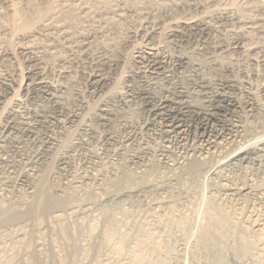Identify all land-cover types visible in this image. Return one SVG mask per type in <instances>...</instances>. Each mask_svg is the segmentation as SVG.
Here are the masks:
<instances>
[{"label": "rangeland", "instance_id": "rangeland-1", "mask_svg": "<svg viewBox=\"0 0 264 264\" xmlns=\"http://www.w3.org/2000/svg\"><path fill=\"white\" fill-rule=\"evenodd\" d=\"M13 1L0 0V28L14 20L29 27L13 37L1 28L0 71H28L19 48L30 43L50 81L67 92L62 116L34 120L29 132L17 115L0 121L14 128L0 129V264H264V0ZM190 17L210 27L165 33L170 20ZM147 25L163 29L153 40L170 58V84L160 80L155 95L183 86L187 101L205 107L206 85L237 100L218 114L214 148H201L194 128L181 144L167 141L142 99L132 98L148 89L130 59ZM179 56L188 65L176 66ZM96 58L121 64L117 73L106 69L116 91L102 102L88 80ZM22 100L39 115L51 109L37 95ZM249 146L258 147L255 155L233 160ZM40 189L53 206L34 214Z\"/></svg>", "mask_w": 264, "mask_h": 264}, {"label": "bare ground", "instance_id": "bare-ground-1", "mask_svg": "<svg viewBox=\"0 0 264 264\" xmlns=\"http://www.w3.org/2000/svg\"><path fill=\"white\" fill-rule=\"evenodd\" d=\"M3 3L5 4H11V0H1ZM13 1V0H12ZM76 1V0H75ZM14 2V1H13ZM74 2V1H73ZM175 4V3H174ZM253 4V3H252ZM15 5V4H14ZM14 5H9L8 6V12L9 11H13ZM159 5V4H158ZM166 5V4H164ZM11 6V7H10ZM170 6V5H169ZM168 6V7H169ZM10 7V8H9ZM160 7V6H159ZM176 7V5H175ZM12 8V9H11ZM153 8V7H152ZM156 8V7H155ZM166 8V7H165ZM10 9V10H9ZM174 9V8H173ZM176 9V8H175ZM168 10V9H167ZM177 10V9H176ZM234 10V9H233ZM15 11V10H14ZM13 11V12H14ZM50 10H47L46 13H43V15L40 17L39 22H42L43 18L45 15H47L49 13ZM166 11V10H165ZM223 11H225L223 9ZM229 11V10H228ZM167 12V11H166ZM171 12V10H170ZM235 12V11H234ZM169 13V12H168ZM219 13V12H218ZM224 13V12H223ZM226 13V11H225ZM228 13V12H227ZM232 13V12H231ZM230 13V14H231ZM229 14V16H230ZM234 14V13H233ZM150 15V14H149ZM207 15V14H206ZM219 15V14H218ZM216 15V16H218ZM222 15V14H220ZM227 15V14H226ZM232 15V14H231ZM205 15H203L202 19L204 18ZM214 15H212L213 17ZM228 16V17H229ZM244 16V15H243ZM156 17V16H155ZM173 17V16H172ZM200 17V16H198ZM223 17V16H222ZM221 17V18H222ZM227 17V16H226ZM227 17V18H228ZM233 17V16H232ZM242 18V16H240ZM43 18V19H42ZM168 18V17H167ZM189 18V17H188ZM192 18V17H190ZM197 18V17H196ZM195 17L189 20H181V21H172L170 20L169 23H167V25L169 26V32L168 31H164L165 33H168L169 37H179L181 35V33L183 31H189V30H198V31H204L206 29H208L210 27V24L208 25L209 21L203 20V21H199L201 18H199V20H193L196 19ZM224 18V17H223ZM244 18V17H243ZM172 19V18H171ZM174 19V18H173ZM182 19V18H181ZM210 19V18H209ZM213 19V18H212ZM211 19V20H212ZM232 19V18H231ZM237 19V18H236ZM250 19V18H249ZM155 20V19H154ZM164 20V19H163ZM227 20V19H226ZM252 20V19H251ZM257 20V19H256ZM159 20H157L158 22ZM162 21V20H161ZM166 21V20H165ZM238 21H241L238 19ZM244 22L245 19H243ZM255 21V20H252ZM145 22V21H144ZM156 22V23H157ZM237 22V20H236ZM244 22H242V24H244ZM248 22V21H247ZM246 22V23H247ZM250 22V21H249ZM3 23V22H2ZM141 23V22H139ZM160 23V22H159ZM163 23V22H162ZM142 24V23H141ZM154 25V23H152ZM251 24V22H250ZM156 25V24H155ZM166 25V26H167ZM245 25V24H244ZM247 25V24H246ZM252 25V24H251ZM250 25V26H251ZM3 26H7L10 28V32L6 34H9V36L12 33V37L13 34H18L19 31H24L27 27H29L28 23H17V21L14 20V23H4L2 25ZM148 26V25H147ZM161 26V25H160ZM163 26V24H162ZM165 26V24H164ZM165 26V27H166ZM237 26V25H236ZM254 26V25H253ZM260 26V25H259ZM1 27V28H2ZM138 27V26H137ZM143 27V25H142ZM241 27V26H240ZM248 27V26H247ZM243 28V30H246ZM255 27V26H254ZM261 27V26H260ZM0 28L1 33H3V31L6 30H2ZM6 28V27H5ZM145 28V27H144ZM147 30H145V32L143 31V33H145L142 42L139 43L138 45L135 44L137 47L136 50L134 52L133 57H130V59L132 58L137 64L140 65L139 69L137 70V75L142 76L141 78L144 79L145 83L148 84V89H143L142 90H137L138 92H133L132 98H141L145 107H147L148 109V113L151 114V116L153 117L152 120L156 121L157 123L159 122V126L161 129V134H163L165 136V138L167 137V141H176L177 143L179 142L180 144L185 141L186 136H188L189 133H191L192 129H196L199 131V133H201V135L199 136L197 142L200 143V147L204 148L205 150L207 149H212L214 148V145L216 144V142L220 139V135L219 132H216L214 127L216 124H218L219 119H217L218 114L223 110V108H227L230 109L231 107H237V100L235 98L232 97V95L230 94V92H228L226 89L224 88H219V91L215 92H208L206 90H208V88L206 87H200L202 89V92L206 98V103L207 105L202 107V105L196 106L192 103H190V101H187L188 95H186L187 93L185 91H182L183 86H175L173 88V91L171 92H166L165 95H160L157 96L155 95L153 92L151 91V89H154L152 87H157L156 85H158V83L160 84V80L166 81L168 78H171L169 76H167V69L169 68V61L170 58H168L166 55L168 54H164L161 50L160 47L165 46L160 44V46H158V44H155L153 40L154 36L157 34V29L155 30V28L153 27H146ZM158 28V27H157ZM161 28V27H160ZM214 28V27H213ZM4 29V28H3ZM212 29V28H210ZM239 29V28H238ZM254 29V28H252ZM256 29V28H255ZM258 29V27H257ZM262 29V28H260ZM9 30V29H8ZM163 30V29H162ZM161 30V31H162ZM240 30V29H239ZM138 31V30H137ZM141 31V30H140ZM160 31V32H161ZM214 31V30H213ZM242 31V30H241ZM239 31V32H241ZM260 31V30H259ZM263 31V29H262ZM159 32V30H158ZM159 32V33H160ZM247 32V31H245ZM264 32V31H263ZM30 33V31H27L25 33H23L24 35ZM159 33L157 34V36L159 35ZM163 33V32H162ZM184 33V32H183ZM189 33V32H188ZM191 33V32H190ZM197 33V32H196ZM243 33V32H242ZM5 34V33H4ZM4 34H2V36H5ZM187 34V33H186ZM194 34V33H192ZM1 35V34H0ZM136 35V34H135ZM134 35V36H135ZM162 35V34H161ZM189 35V34H188ZM200 35V34H199ZM1 36V37H2ZM8 37V35H6ZM15 36V35H14ZM19 36V35H18ZM21 36H23L21 34ZM28 36V34H27ZM26 36V37H27ZM30 36V34H29ZM131 36V35H130ZM129 36V37H130ZM139 36V35H138ZM142 36V34H141ZM163 36V35H162ZM166 36V35H165ZM203 36V35H202ZM209 36V35H208ZM235 36V34H234ZM237 36H239L237 34ZM241 36V35H240ZM16 37V36H15ZM15 37L13 39H15ZM20 37V36H19ZM128 37V38H129ZM143 37V36H142ZM159 37H161L159 35ZM184 37V35H183ZM201 37V36H200ZM25 38V36H24ZM140 38V37H139ZM158 38V37H157ZM168 38V37H167ZM236 38V37H234ZM239 38V37H238ZM9 39V38H8ZM12 38H10L11 40ZM171 39V38H170ZM173 39V38H172ZM183 39V38H182ZM181 39V40H182ZM243 39V38H242ZM2 40V39H0ZM5 40V38H4ZM9 40V41H10ZM18 40V39H16ZM21 40V39H20ZM19 40V41H20ZM25 40V39H23ZM28 40V39H26ZM142 40V39H141ZM140 40V41H141ZM158 40H160V38H158ZM162 40V39H161ZM174 40V39H173ZM177 40V39H176ZM185 40V39H184ZM239 40V39H238ZM241 40V39H240ZM7 41V40H5ZM22 41V40H21ZM88 41V40H86ZM132 41V40H131ZM135 41V40H134ZM138 41V40H136ZM237 41V40H236ZM15 42V40H14ZM18 42V41H17ZM127 42V41H126ZM2 43H4L2 41ZM7 43V42H6ZM88 43V42H87ZM142 43V44H141ZM158 43V42H157ZM238 43V42H236ZM242 43V42H241ZM5 44V43H4ZM4 44L2 46H4ZM92 45V43H90ZM89 44V46H90ZM163 44V43H162ZM20 45V44H19ZM87 45V44H86ZM130 45V44H129ZM132 45H134L132 43ZM1 46V45H0ZM139 46V47H138ZM167 46V45H166ZM238 46V45H237ZM236 46V47H237ZM134 47V46H131ZM232 47V46H231ZM85 48V47H84ZM130 48V47H129ZM239 48V47H238ZM244 48V47H243ZM86 49V48H85ZM89 49V47H88ZM87 49V51H88ZM92 49V48H91ZM135 49V48H134ZM167 49V48H166ZM233 49H236L233 47ZM241 49V48H240ZM5 50V49H4ZM11 50V49H10ZM13 50V49H12ZM19 50L25 54L27 56V63L28 64H32L30 66V68L28 69V71H24L21 69L14 70V71H6V72H1L0 71V121L2 118H7L8 116L14 114L17 115L21 118H24L25 122L23 123V126L26 127V131L29 132V130L32 128V121H40L44 118H51V119H59V117H61L62 113H63V105H62V100H63V96L65 95V92H67V87L62 85V84H54L50 81L48 73L46 71V67L43 66L41 63H39L38 60H36L32 55L34 53L33 47L31 45L30 47V43L29 46L26 44L25 46H22L19 48ZM1 51V50H0ZM7 51V49H6ZM5 51V53H6ZM15 51V50H14ZM109 51V50H108ZM127 51V50H126ZM129 51V50H128ZM127 51V52H128ZM176 51V50H175ZM261 51V50H260ZM3 52V51H2ZM86 52V51H85ZM112 52V51H111ZM120 52V51H119ZM125 52V53H127ZM165 52V51H164ZM168 52V51H167ZM1 53V52H0ZM4 53V54H5ZM13 56L14 52H12ZM10 54V53H9ZM128 54V53H127ZM130 54V53H129ZM133 54V53H132ZM172 54V53H171ZM3 55V54H2ZM17 55V52H16ZM9 56V55H7ZM112 56V55H111ZM120 56V55H119ZM170 56V55H169ZM178 56V55H177ZM16 57V56H15ZM106 57V56H103ZM108 57V56H107ZM183 57V56H182ZM101 58V57H100ZM118 57H116L117 59ZM129 58V57H128ZM172 58V57H171ZM98 59V58H96ZM119 59V58H118ZM126 59V57L124 58ZM99 60V59H98ZM132 60V61H133ZM186 59L184 58H180V56L178 58L175 57V64H177L176 66H184L186 61ZM92 61H94L92 59ZM91 61V62H92ZM96 61V60H95ZM123 61V59H122ZM126 61H130V60H126ZM133 61V62H134ZM172 61V59H171ZM174 61V60H173ZM97 62V61H96ZM95 62V63H96ZM120 62V60H119ZM118 61L111 59V58H107L104 60H99L96 63V71L93 72V74H91L89 76V84L90 87L92 89V91L94 90L95 94H97V97H99V99L101 100V102L107 98L110 97L109 95H112L113 91L115 90V82L112 81V79H110L111 77L108 76V73H106V69L109 70H114L115 67L118 68V65L120 64ZM124 62V61H123ZM131 62V61H130ZM119 63V64H118ZM122 63V62H121ZM128 63V62H127ZM132 63V62H131ZM135 64V63H134ZM134 64H131L134 66ZM190 64V63H189ZM121 65V64H120ZM171 65V64H170ZM188 65V64H187ZM91 66H95L92 65ZM132 66V68H134ZM122 66H120L119 68H121ZM125 67V66H124ZM123 67V69H125ZM174 67V66H173ZM122 69V68H121ZM172 69V68H171ZM117 69H115L116 71ZM120 70V69H119ZM118 70V71H119ZM122 71V70H121ZM131 71H133L131 69ZM135 71V70H134ZM108 72V71H107ZM124 72V71H123ZM110 73V72H109ZM117 73V71H116ZM115 73V74H116ZM120 73V72H119ZM130 73V72H129ZM133 73V72H132ZM172 73V72H171ZM114 74V73H112ZM111 74V75H112ZM114 74V75H115ZM131 74V73H130ZM136 74V73H135ZM173 74V73H172ZM117 75V74H116ZM124 74L121 75V79L119 77L120 80H124L122 79V76ZM132 75V74H131ZM130 75V76H131ZM134 75V74H133ZM136 75V76H137ZM129 76V77H130ZM117 77V76H116ZM134 77V76H133ZM138 77V76H137ZM162 77V79L160 78ZM125 78V77H124ZM175 78V77H174ZM116 80V79H115ZM133 80V79H132ZM173 80V79H172ZM171 80V81H172ZM119 81V80H117ZM143 81V80H141ZM140 81V82H141ZM170 81V82H171ZM174 82H176L175 80H173ZM125 82V81H124ZM131 82V81H130ZM134 82V81H133ZM161 82V83H162ZM180 82V81H178ZM182 82V81H181ZM229 82V81H228ZM118 83V82H117ZM116 83V85H117ZM126 83V82H125ZM129 83V82H128ZM143 83V82H142ZM144 83V84H145ZM167 83V82H166ZM168 83H169V79H168ZM223 86H224V82ZM227 84V82H225ZM130 84V83H129ZM134 84V83H133ZM145 84V85H146ZM170 84V83H169ZM181 84V83H180ZM211 84V83H210ZM220 84V83H219ZM119 85V84H118ZM137 85V84H134ZM141 84H139L140 86ZM163 85V84H162ZM172 85V83H171ZM183 85V84H182ZM195 85V84H194ZM198 85V84H197ZM232 85V84H231ZM202 86V84H201ZM213 86V85H212ZM211 86V87H212ZM215 86V85H214ZM127 87H131L128 86ZM134 87V86H133ZM141 87V86H140ZM197 87V86H196ZM210 87V89H211ZM216 87V86H215ZM218 87V86H217ZM226 87V86H225ZM228 87V86H227ZM226 87V88H227ZM233 87V86H232ZM118 89V86L116 87ZM193 88V87H192ZM229 88V87H228ZM139 89V87H138ZM160 89V88H159ZM162 89V88H161ZM168 89V87H167ZM166 89V91H167ZM195 89V87H194ZM198 89V87H197ZM130 90V89H128ZM127 90V91H128ZM136 90V89H135ZM93 91V94H94ZM116 91V90H115ZM133 91V90H132ZM130 91V92H132ZM157 91V90H156ZM190 91V90H189ZM159 92V91H158ZM198 92H200L198 90ZM121 93V92H120ZM164 93V92H162ZM161 93V94H162ZM168 93V94H167ZM190 93V92H189ZM192 93V92H191ZM115 94V93H114ZM124 94V93H123ZM202 93H200L201 95ZM32 95H37L39 98L42 99V101L44 103L50 104L51 109L49 111H51L50 113H52V115L50 114V116H47V113L49 112H45L44 111V115H39L33 112H30L28 110H26V108L23 106V100H22V96H32ZM130 95V94H128ZM191 95V94H190ZM121 97V95H119L117 93L116 97ZM124 96V95H123ZM136 96V97H135ZM94 97V95H93ZM131 97V96H130ZM190 97V96H189ZM192 97V96H191ZM127 98V97H126ZM125 98V101H126ZM96 99V97L94 98ZM98 99V98H97ZM115 99V98H114ZM119 99V98H118ZM117 99V100H118ZM137 99V100H138ZM121 100V99H120ZM135 100V101H137ZM109 101V100H108ZM113 101V100H112ZM124 101V100H123ZM100 102V101H99ZM105 102V101H104ZM129 102V101H128ZM193 102V101H191ZM107 103V102H105ZM111 104V102H109ZM108 103V104H109ZM126 103V102H125ZM97 104V103H96ZM219 104V105H217ZM98 105H100V103H98ZM100 107V106H99ZM105 107V106H104ZM110 107V106H109ZM98 108V106H97ZM101 108V107H100ZM106 108V107H105ZM102 109V108H101ZM100 110V109H99ZM71 113V111H69ZM100 112H102L103 115H108L106 109L101 110ZM73 113V112H72ZM111 113V112H110ZM113 113V112H112ZM100 114V113H99ZM98 114V115H99ZM149 114V115H150ZM113 115V114H112ZM96 116V115H95ZM67 117L75 121H77L78 119H80L81 115H76V114H67ZM83 117V116H82ZM103 117V116H102ZM85 119V118H84ZM101 119V118H100ZM106 119V118H105ZM92 120V119H91ZM84 121V120H82ZM107 121V120H104ZM74 122V121H72ZM80 122V121H79ZM77 121V123H79ZM100 122V121H98ZM152 122V121H151ZM155 123V122H154ZM155 123V124H157ZM2 124V123H1ZM0 124V129H3L4 131H9L10 129H14L11 124H6L5 126L3 125V127H1L2 125ZM150 124V121L147 123ZM158 125V124H157ZM153 126V125H152ZM149 127V126H148ZM152 128V127H151ZM157 128V127H156ZM193 129V130H194ZM157 130V129H156ZM25 131V129H24ZM160 131V130H159ZM228 131V130H226ZM162 136V135H161ZM198 136V135H197ZM169 141V142H170ZM173 141V142H174ZM184 148V147H183ZM184 150V149H183ZM258 151V147L257 146H249V148H246L244 150H241L240 152H238L237 154L235 153V157L233 158V160L235 159H242V160H247L248 158H250V156L255 155ZM187 152V151H186ZM46 192V191H45ZM44 189H40L39 191V195H38V199L36 201V203H34L35 205L32 208V213H45L48 212V210H50L53 206V203L51 201L48 200L47 195L45 194ZM52 204H51V203ZM54 202V201H53ZM57 208V207H56ZM53 211V210H52ZM50 212V211H49Z\"/></svg>", "mask_w": 264, "mask_h": 264}]
</instances>
